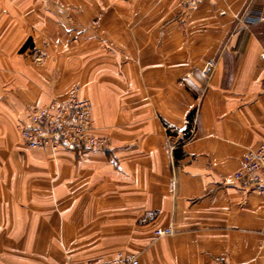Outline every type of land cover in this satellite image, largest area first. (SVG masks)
<instances>
[{
    "label": "crops",
    "instance_id": "crops-1",
    "mask_svg": "<svg viewBox=\"0 0 264 264\" xmlns=\"http://www.w3.org/2000/svg\"><path fill=\"white\" fill-rule=\"evenodd\" d=\"M258 14L264 0H0V264H264V195L233 178L264 141ZM74 89L109 148H27L30 111Z\"/></svg>",
    "mask_w": 264,
    "mask_h": 264
},
{
    "label": "built area",
    "instance_id": "built-area-1",
    "mask_svg": "<svg viewBox=\"0 0 264 264\" xmlns=\"http://www.w3.org/2000/svg\"><path fill=\"white\" fill-rule=\"evenodd\" d=\"M201 1L203 0H180V6L187 9ZM251 18L258 22L264 21L262 14ZM261 56L264 58V50ZM213 68L214 61H208L205 70L209 76ZM92 111V102L81 98L78 89L72 90L64 99L53 98L48 105L33 108L28 116L29 124L20 126L23 143L30 149L52 151L70 149L84 153L107 150L109 140L106 136L97 134ZM233 178L242 189L264 195V141L245 149L241 166ZM173 233L172 227L155 230L157 237ZM87 264H139V253L119 250L111 258L98 259Z\"/></svg>",
    "mask_w": 264,
    "mask_h": 264
}]
</instances>
